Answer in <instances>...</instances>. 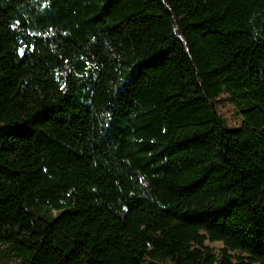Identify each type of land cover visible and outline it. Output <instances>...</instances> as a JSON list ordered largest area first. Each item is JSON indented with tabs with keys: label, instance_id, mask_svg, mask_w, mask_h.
<instances>
[{
	"label": "trees",
	"instance_id": "obj_1",
	"mask_svg": "<svg viewBox=\"0 0 264 264\" xmlns=\"http://www.w3.org/2000/svg\"><path fill=\"white\" fill-rule=\"evenodd\" d=\"M146 260L264 264V0H0V264Z\"/></svg>",
	"mask_w": 264,
	"mask_h": 264
},
{
	"label": "rangeland",
	"instance_id": "obj_2",
	"mask_svg": "<svg viewBox=\"0 0 264 264\" xmlns=\"http://www.w3.org/2000/svg\"><path fill=\"white\" fill-rule=\"evenodd\" d=\"M217 111L221 114L224 126L228 129L236 128L240 125L242 116L240 113L236 112V108L226 100V93H221L217 103ZM209 246L217 252L221 247L218 243H209ZM150 261L146 260V264ZM152 264H158L153 262Z\"/></svg>",
	"mask_w": 264,
	"mask_h": 264
}]
</instances>
